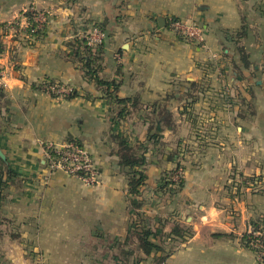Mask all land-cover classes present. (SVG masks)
<instances>
[{
    "label": "crops",
    "instance_id": "1",
    "mask_svg": "<svg viewBox=\"0 0 264 264\" xmlns=\"http://www.w3.org/2000/svg\"><path fill=\"white\" fill-rule=\"evenodd\" d=\"M30 8L47 11L43 33L2 38L0 264H122L126 253L131 264L138 211L162 264H259L243 234L264 218V0H0V23L21 27ZM171 18L196 21L204 41ZM94 25L106 37L91 74L74 50ZM68 140L90 153L99 183L45 164L43 144ZM121 140L145 143L140 197ZM177 166L181 190L159 189Z\"/></svg>",
    "mask_w": 264,
    "mask_h": 264
},
{
    "label": "trees",
    "instance_id": "2",
    "mask_svg": "<svg viewBox=\"0 0 264 264\" xmlns=\"http://www.w3.org/2000/svg\"><path fill=\"white\" fill-rule=\"evenodd\" d=\"M37 13V10L28 9L26 11H23L21 15L26 17L28 25L21 29L16 22L19 21V18L14 19L13 21L7 23V22H1L0 23V29L2 32H0V56L5 51V45L2 41V35H6L9 32V28H14V36L18 37L19 32L24 33L27 35L28 39L31 38H38L43 33V28L46 24L44 22L40 27H37V21H35L34 17ZM100 27V26H99ZM100 29H102L100 27ZM103 30V29H102ZM85 33V32H84ZM103 43V41L97 45H91L87 41V34H83L81 38L79 39L77 46L74 50V55L78 57L82 62L83 66L86 69L87 72H91V74H95L97 65L93 64V60H95V57L93 56V51L100 48V45ZM80 46H82V49H80ZM12 60V58H11ZM99 83H105L106 85H110L111 83L106 81L104 82L100 78H95ZM74 92V90H73ZM73 92L70 94L72 95ZM116 101L119 104H124L127 100L116 98ZM124 111V107L118 111L117 115L121 116L122 112ZM172 124V123H171ZM151 129L154 128V126L150 127ZM145 149V143L144 142H138L135 145H130L128 141L121 140L119 141V150H118V156H119V163L122 166L127 167V175H128V191L130 195L134 197H140L142 192L140 187L145 183L146 174L143 171V166L146 163V159L144 156V153L142 150ZM7 177H10V172L7 170ZM181 178H179L180 180ZM5 181L2 176H0V193L5 186ZM176 181L165 180L160 182L159 189H163L166 192L176 193L180 187L182 186V179L179 181L180 186H178V189L169 186L170 183H173ZM141 199V198H140ZM142 200H135L132 202V205L134 207H140L142 205ZM253 226L257 227L258 225H264V218H261L260 221L254 222L252 224ZM132 229H130L137 237V246L139 248V251L142 253L133 255V262L131 264H138L140 261H145L147 257H152L153 264H162L166 258V253L157 255L158 251H163V246L161 244L160 240L156 239L157 233L156 230H152V228L148 225V221L146 220V216L142 211L135 212V217L132 220ZM188 233L190 231H187ZM171 233L177 235L182 239V227H180L178 224H176L172 229ZM243 239L245 241V236H243ZM126 241L128 240L125 239ZM131 254V253H130ZM126 256V258H125ZM129 253L124 254L123 261H129ZM122 261V264H124Z\"/></svg>",
    "mask_w": 264,
    "mask_h": 264
},
{
    "label": "built area",
    "instance_id": "3",
    "mask_svg": "<svg viewBox=\"0 0 264 264\" xmlns=\"http://www.w3.org/2000/svg\"><path fill=\"white\" fill-rule=\"evenodd\" d=\"M34 19L37 21V27H40L47 20V11H37ZM170 26L186 38L196 42L204 41L203 31L192 19L171 18ZM21 27L25 28V25ZM84 34H87V41L91 45L101 43L106 37L105 32L96 25ZM50 88L65 95L73 92V88L62 85H54ZM43 153L45 164L50 170H62L78 177L87 185L99 183V171L96 164L87 149L80 143L74 140L59 144L47 142L43 144ZM243 236H245L247 246L254 252L258 263L264 264V225L257 227L248 225Z\"/></svg>",
    "mask_w": 264,
    "mask_h": 264
},
{
    "label": "rangeland",
    "instance_id": "4",
    "mask_svg": "<svg viewBox=\"0 0 264 264\" xmlns=\"http://www.w3.org/2000/svg\"><path fill=\"white\" fill-rule=\"evenodd\" d=\"M31 9V8H30ZM26 10H28V9H26ZM25 10V11H26ZM37 11H45V10H37ZM21 17H23V19H24V24L23 25H25V27L28 25V23H27V20H26V17L25 16H23V15H21ZM19 20H20V18H19ZM19 23H20V21L19 22H16V24H18L19 25ZM21 28H23V27H21ZM10 29H12L13 31H14V28L13 27H11V28H9V30ZM11 30V31H12ZM0 32H2V30L0 29ZM7 35V34H6ZM3 36L4 35H2V38H3ZM13 36V35H12ZM181 171H182V168L181 167H179V166H177L176 168H174V169H171V170H169L167 173H166V177L168 178V179H164V181L165 180H173V181H176V182H173V183H170L169 184V186H171V187H174V188H176V189H178V186H180V180L182 179V173H181ZM179 178H181L180 180H179ZM181 188H182V186L180 187V189L177 191V192H179L180 190H181ZM176 192V193H177ZM171 194H173V193H171Z\"/></svg>",
    "mask_w": 264,
    "mask_h": 264
},
{
    "label": "water",
    "instance_id": "5",
    "mask_svg": "<svg viewBox=\"0 0 264 264\" xmlns=\"http://www.w3.org/2000/svg\"><path fill=\"white\" fill-rule=\"evenodd\" d=\"M157 128L160 129L159 123H157ZM0 158H1L2 160L5 159V155H4V153H3V151H2L1 148H0Z\"/></svg>",
    "mask_w": 264,
    "mask_h": 264
}]
</instances>
